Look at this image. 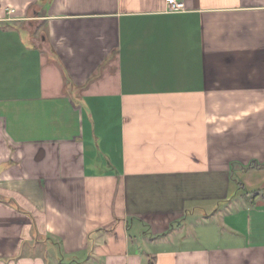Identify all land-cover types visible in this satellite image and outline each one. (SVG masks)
Masks as SVG:
<instances>
[{
	"label": "crops",
	"instance_id": "1",
	"mask_svg": "<svg viewBox=\"0 0 264 264\" xmlns=\"http://www.w3.org/2000/svg\"><path fill=\"white\" fill-rule=\"evenodd\" d=\"M0 0V264H264V0Z\"/></svg>",
	"mask_w": 264,
	"mask_h": 264
},
{
	"label": "built area",
	"instance_id": "2",
	"mask_svg": "<svg viewBox=\"0 0 264 264\" xmlns=\"http://www.w3.org/2000/svg\"><path fill=\"white\" fill-rule=\"evenodd\" d=\"M166 10L172 13L184 12L186 10L183 0H164Z\"/></svg>",
	"mask_w": 264,
	"mask_h": 264
}]
</instances>
